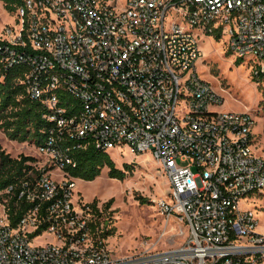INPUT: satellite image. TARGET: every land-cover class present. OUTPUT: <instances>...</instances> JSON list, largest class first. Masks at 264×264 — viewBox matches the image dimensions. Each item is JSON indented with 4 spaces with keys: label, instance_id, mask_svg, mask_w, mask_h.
Listing matches in <instances>:
<instances>
[{
    "label": "built area",
    "instance_id": "1",
    "mask_svg": "<svg viewBox=\"0 0 264 264\" xmlns=\"http://www.w3.org/2000/svg\"><path fill=\"white\" fill-rule=\"evenodd\" d=\"M15 14L0 37L3 66L27 67L25 92L50 127L34 146L39 173L0 185V264H264L247 207L253 195L264 202L255 121L220 109L196 68L200 36L219 35L264 77V0H22ZM89 143L159 163L169 190L157 206L186 223L181 244L111 253L101 205L73 201L67 168ZM12 207L22 210L15 222Z\"/></svg>",
    "mask_w": 264,
    "mask_h": 264
},
{
    "label": "rangeland",
    "instance_id": "2",
    "mask_svg": "<svg viewBox=\"0 0 264 264\" xmlns=\"http://www.w3.org/2000/svg\"><path fill=\"white\" fill-rule=\"evenodd\" d=\"M16 14L9 13L0 0V37L8 38L7 28L13 26ZM225 38L211 35L200 36L202 55L196 63L199 75L209 82L223 99L220 109L249 112L255 121L253 128L257 137L255 150L264 154V77H255V65L248 57L240 62L227 50ZM0 146L12 158L27 155L34 158V164L41 166L44 156L40 155L32 142L9 139L0 128ZM115 165L124 168L123 179L109 177L107 168L93 180L75 179L73 201L101 205V227L113 228L107 238V246L114 256L127 255L135 251L151 252L181 244L188 227L176 216L160 213L157 199L169 190L168 180L159 163L148 153L132 154L125 149L109 152ZM60 170H54L58 176ZM84 180V181H83ZM116 187L118 189H116ZM109 202L108 207L105 204ZM242 206L245 204L241 201ZM264 202L253 195L247 207L253 208L258 218L256 230L264 233ZM49 236H41L42 242Z\"/></svg>",
    "mask_w": 264,
    "mask_h": 264
},
{
    "label": "trees",
    "instance_id": "3",
    "mask_svg": "<svg viewBox=\"0 0 264 264\" xmlns=\"http://www.w3.org/2000/svg\"><path fill=\"white\" fill-rule=\"evenodd\" d=\"M5 9L14 14L21 5L22 0H1ZM219 39V35L215 36ZM8 44L0 39V45ZM2 51L0 50V128L9 139L17 141L32 142L34 146L43 143L47 130L50 127L48 121L43 114L46 107L39 101L30 98L21 81L27 67L22 64H16L4 69L2 61ZM241 58L235 61L240 62ZM256 77V75H255ZM259 77L257 76L256 79ZM72 155L76 160L73 167H68V171L74 177L84 180H93L105 167L109 177L123 179L126 171L131 166L124 165L119 168L115 165L110 154L93 143H89L84 148H77L72 151ZM32 156L23 155L19 158H12L5 154L0 146V185L4 186L10 182L18 181L22 178H30L33 174H38ZM93 205L96 202L93 200ZM109 202L105 204L108 207ZM12 207L11 220L15 222L20 214L21 209ZM113 233V228H106L102 231L103 237H108Z\"/></svg>",
    "mask_w": 264,
    "mask_h": 264
},
{
    "label": "bare ground",
    "instance_id": "4",
    "mask_svg": "<svg viewBox=\"0 0 264 264\" xmlns=\"http://www.w3.org/2000/svg\"><path fill=\"white\" fill-rule=\"evenodd\" d=\"M116 179V178H115ZM84 181V180H83ZM116 189H118L117 187H116Z\"/></svg>",
    "mask_w": 264,
    "mask_h": 264
}]
</instances>
